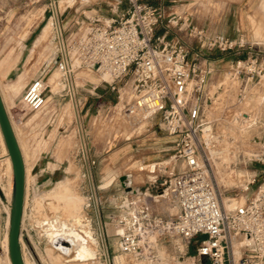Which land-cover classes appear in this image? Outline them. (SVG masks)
<instances>
[{
  "label": "built area",
  "instance_id": "2783aa9c",
  "mask_svg": "<svg viewBox=\"0 0 264 264\" xmlns=\"http://www.w3.org/2000/svg\"><path fill=\"white\" fill-rule=\"evenodd\" d=\"M121 1L126 9L119 11L116 3L109 18L92 14L75 21L64 45L68 66L106 75L118 92L117 103L101 106L97 119L115 109L138 123L157 119L173 164L165 181L153 187L160 193L127 196L105 264H264V181L243 202L225 197L220 183L236 170L239 157L264 166L263 54L248 48L214 84L216 62L209 54L237 52L242 39L201 28L186 13L166 15L164 5L178 0H157V8ZM121 85L128 90L121 92ZM44 91L43 82L34 80L23 93L24 104L42 108ZM219 91L227 102L217 128L207 113ZM247 139L252 142L246 148L241 142ZM252 172L244 190L257 182ZM158 198L169 199L175 214L156 213Z\"/></svg>",
  "mask_w": 264,
  "mask_h": 264
},
{
  "label": "rangeland",
  "instance_id": "374dc122",
  "mask_svg": "<svg viewBox=\"0 0 264 264\" xmlns=\"http://www.w3.org/2000/svg\"><path fill=\"white\" fill-rule=\"evenodd\" d=\"M54 1L65 45L67 36L75 30L76 20H85L92 14L109 18L110 9L118 0ZM262 1L229 0L228 4L218 7V16L228 19L220 32L242 39L245 45L237 52L221 54L214 51L209 54L217 69L210 79L212 83L223 80L230 62L241 58L248 48L258 50L264 56ZM199 2L205 6L204 10L213 3L212 0H188V12ZM52 17L51 0H0V63L8 55L14 59H10L9 70L3 76L0 67V91L25 160L20 229L22 258L24 264H105L103 237L88 173H91L104 243L110 255L117 220L126 211L122 206L127 195L120 177L128 175L132 188L147 185L150 196H154L151 190L165 181L173 164L172 152L168 151L171 145L159 129L157 119L138 123L119 114L116 109L97 119L101 106L117 103L118 92L109 88L110 79L106 76L95 70L78 68L71 71L70 76L75 89L83 148L60 66L61 49ZM39 22L41 30L36 31V37L48 24L50 31L34 46L35 39L27 37L30 27ZM237 25L239 32L234 28ZM175 32L181 34L178 30ZM34 80H41L45 86V104L38 110H30L22 100L26 87ZM8 84L9 87L14 85L12 93L6 89ZM128 88L123 87L121 92ZM218 95L216 105L207 113L217 128L226 118L223 110L227 102L226 93L219 91ZM251 142L247 139L241 144L247 148L251 147ZM4 148L0 137V163L5 158ZM238 159L241 163L236 170L226 174L220 183L225 197L236 196L243 202L262 180L257 178L255 184L244 190L246 176L252 175L260 163L245 161L244 164L242 160L246 158ZM7 186L8 192L5 193ZM12 186L13 173L4 175L1 172L0 240L8 232ZM153 206L154 211L163 216L174 215L176 211L169 199L158 198ZM0 264H9L6 255L0 256Z\"/></svg>",
  "mask_w": 264,
  "mask_h": 264
},
{
  "label": "water",
  "instance_id": "95a60500",
  "mask_svg": "<svg viewBox=\"0 0 264 264\" xmlns=\"http://www.w3.org/2000/svg\"><path fill=\"white\" fill-rule=\"evenodd\" d=\"M0 130L5 142V146L12 164L13 186L10 207V223L8 232V252L11 264H24L22 258V250L20 245V229L23 216L24 192H25V175L24 164L21 151L12 129L11 121L4 107L0 94ZM129 183L126 184V180ZM121 185L124 188L125 194L133 196L150 195L148 186L132 188L130 186L129 176L120 177ZM149 191V192H148ZM153 194L160 193L151 190ZM124 208H128L127 202L123 203ZM1 252V250H0Z\"/></svg>",
  "mask_w": 264,
  "mask_h": 264
},
{
  "label": "crops",
  "instance_id": "0c3cea01",
  "mask_svg": "<svg viewBox=\"0 0 264 264\" xmlns=\"http://www.w3.org/2000/svg\"><path fill=\"white\" fill-rule=\"evenodd\" d=\"M187 1L188 0H178V2L175 5H169V4H167L166 6L164 5V10H165L166 15H168V14H170L172 12H175L177 14L187 13V15H189L191 17V19L195 21V24L197 26H199L201 28H205V29H207L210 32H218V33L223 34L222 32H220V28H222L225 25H227L228 19H226L224 16H221V15L218 16L217 13H219V12L217 10H218V7H220L221 5L228 4L229 0H212V2H213L212 6L209 7L208 9H206V10H204V7H205L204 5L205 4L203 5L204 7H202L201 3L199 2L198 6L196 7V5H195V9H191L189 12L186 9V6H187L186 2ZM198 1H200V0H198ZM141 2L150 4V5H152L155 8H157L158 4H159V2L157 0H141ZM116 3H118L117 8H118L119 11L126 9V7H127V3L123 2L121 0L116 1L115 4ZM261 10L264 11V0L261 2ZM204 11H206V12L204 13ZM216 18H218V19H216ZM234 28H235L236 32H239V26L238 25L235 26ZM37 30L38 31L41 30V22H39L38 24L34 23L29 29V33H28L27 39H35V41L33 43L34 46H36L35 45L36 41L39 38V37H36V31ZM162 32H163V30L160 29V30H158L156 32V34H162ZM171 36L172 35H170L169 37H171ZM227 37L233 38L231 36H227ZM10 59L14 60L10 55H8L6 57V59L1 61V63H0L2 76L5 75L8 72V70H9V66L8 65H9ZM6 89H7L8 92L12 93V91H14V85H11V87H9V84H8ZM0 94H1V97L3 99L5 108H6V110H8L7 109L8 108L7 104H6L5 100H4V97H3V94H2L1 91H0ZM167 143H170L169 139L167 140ZM168 149H169L168 151H171L172 150V146L169 147ZM255 170H256V173L258 175L259 180L264 181V166L263 165H259V166L256 167Z\"/></svg>",
  "mask_w": 264,
  "mask_h": 264
},
{
  "label": "bare ground",
  "instance_id": "6f19581e",
  "mask_svg": "<svg viewBox=\"0 0 264 264\" xmlns=\"http://www.w3.org/2000/svg\"><path fill=\"white\" fill-rule=\"evenodd\" d=\"M51 5H52V9H53V17H52V20H53V23H54L55 32H56L57 38L59 40L60 49H61V64H60V66H61V68L64 71L65 80H66V86L69 89V94H70L71 103H72V107H73V112H74L73 115H74V118H75L74 120L77 123V126H78L77 129L79 130L80 137L82 139V144L81 145H83V148H84V141H83L82 133H81L80 117H79V113H78V109H77V103H76V100H75V89L72 86L71 76H70V72L71 71L74 72L75 70H77L78 69V66L75 63H73L71 67L68 66L67 57L65 55V50H64V43H63L62 33H61V26H60V24L58 22V17H57V7H56V4H55V1L54 0H51ZM49 31H50V24H48L47 26H45L43 28V30L41 32V35L39 36V38H38L37 41H39V40L45 38L46 36H48ZM102 76H106V75H102ZM2 101H3V99H2ZM12 129H13V127H12ZM0 137H1V142H2L3 146L5 147L4 148V150H5V158L0 163V171L2 172V174L6 175V174H9V173L12 172V164H11V160H10V157L8 155V152H7V149H6V146H5V142H4V139H3V136H2L1 130H0ZM18 145H19V148H20V151H21V155H22V159H23L24 175H25V160H24V157H23L22 148H21L20 144H18ZM141 170H142V168L139 169V171H141ZM88 175H89V178H90V183H91V188H92L93 201H94L95 209H96V212H97V215H98V223H99V226H100V233H101V236L103 237V246H104V251H103L104 253L103 254H104L105 260H107L108 254H107L106 246H105V243H104L105 242L104 241V236H103V232H102V228H101V224H100V219H99V210H98V203H97L96 193H95V189H94V186H93V182H92V178H91V173L89 172ZM149 177H152V176H149ZM127 183H129V180L128 179L126 180V184ZM7 192H8V186H7L6 190H5V193H7ZM125 200H127V196H125ZM122 208H124V207L122 206ZM23 209H24V205H23ZM9 223H10V219H9V222H8V232H9ZM8 232L5 235V237L0 240V250H1L0 256L2 254L3 255H6L7 258H8L9 264H11L10 257H9V252H8ZM118 259L119 258H117V260Z\"/></svg>",
  "mask_w": 264,
  "mask_h": 264
}]
</instances>
